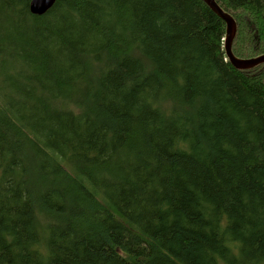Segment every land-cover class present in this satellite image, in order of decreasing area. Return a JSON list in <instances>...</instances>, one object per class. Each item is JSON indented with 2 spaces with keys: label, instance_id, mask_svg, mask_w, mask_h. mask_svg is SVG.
I'll return each instance as SVG.
<instances>
[{
  "label": "trees",
  "instance_id": "1",
  "mask_svg": "<svg viewBox=\"0 0 264 264\" xmlns=\"http://www.w3.org/2000/svg\"><path fill=\"white\" fill-rule=\"evenodd\" d=\"M238 59L264 0H215ZM0 0V264H264V64L202 0Z\"/></svg>",
  "mask_w": 264,
  "mask_h": 264
},
{
  "label": "water",
  "instance_id": "2",
  "mask_svg": "<svg viewBox=\"0 0 264 264\" xmlns=\"http://www.w3.org/2000/svg\"><path fill=\"white\" fill-rule=\"evenodd\" d=\"M211 11L216 14L226 25V37L224 49L229 63L238 70H251L264 64V55L251 59H238L232 52V45L236 35L237 26L234 19L225 13L215 0H202ZM56 2V0H33L30 3L32 14L41 16L46 13Z\"/></svg>",
  "mask_w": 264,
  "mask_h": 264
},
{
  "label": "bare ground",
  "instance_id": "3",
  "mask_svg": "<svg viewBox=\"0 0 264 264\" xmlns=\"http://www.w3.org/2000/svg\"><path fill=\"white\" fill-rule=\"evenodd\" d=\"M33 0H31V2H32ZM30 2V3H31ZM56 2H57V0H56ZM55 2V3H56ZM55 3H54V5H55ZM54 5L47 11V12H49L53 7H54ZM29 10H30V5H29ZM46 12V13H47ZM225 12V11H224ZM30 13L32 14V12L30 11ZM46 13H44L43 15H45ZM226 13V12H225ZM228 14V13H227ZM32 15H34V14H32ZM43 15H41V16H43ZM228 15H230V14H228ZM37 16V15H36ZM231 16V15H230ZM232 17V16H231ZM233 18V17H232ZM234 19V18H233ZM235 21V20H234ZM236 26H237V24H236ZM225 37H226V33H225ZM224 43H225V39H224Z\"/></svg>",
  "mask_w": 264,
  "mask_h": 264
}]
</instances>
